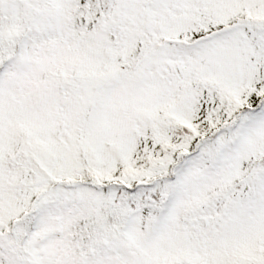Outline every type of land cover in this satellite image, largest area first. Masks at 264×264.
<instances>
[{"label": "snow or ice", "instance_id": "snow-or-ice-1", "mask_svg": "<svg viewBox=\"0 0 264 264\" xmlns=\"http://www.w3.org/2000/svg\"><path fill=\"white\" fill-rule=\"evenodd\" d=\"M0 264H264V0H0Z\"/></svg>", "mask_w": 264, "mask_h": 264}]
</instances>
